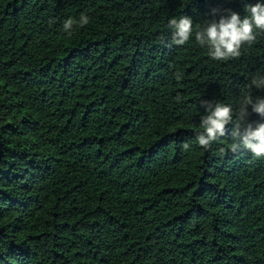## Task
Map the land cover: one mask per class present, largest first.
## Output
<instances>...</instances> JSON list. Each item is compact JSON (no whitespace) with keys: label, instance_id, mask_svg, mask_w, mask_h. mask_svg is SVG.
Wrapping results in <instances>:
<instances>
[{"label":"trees","instance_id":"obj_1","mask_svg":"<svg viewBox=\"0 0 264 264\" xmlns=\"http://www.w3.org/2000/svg\"><path fill=\"white\" fill-rule=\"evenodd\" d=\"M211 7L241 3L0 0V264H264V160L231 126L183 148L264 74V35L222 62L171 43Z\"/></svg>","mask_w":264,"mask_h":264},{"label":"clouds","instance_id":"obj_2","mask_svg":"<svg viewBox=\"0 0 264 264\" xmlns=\"http://www.w3.org/2000/svg\"><path fill=\"white\" fill-rule=\"evenodd\" d=\"M241 10L231 7H211L206 14H181L168 19L166 27L171 31V43L184 46L193 39L206 49L211 61L222 62L241 56L242 50L251 47L264 35V0H240ZM90 23L87 14L79 18L63 20V31L69 35L76 28ZM252 89L264 92V74L251 79L243 94L235 102L202 100V114L192 144L209 149L218 139L229 134L231 126V150L243 149L257 160H264V95H253ZM256 116L257 119L252 117Z\"/></svg>","mask_w":264,"mask_h":264}]
</instances>
